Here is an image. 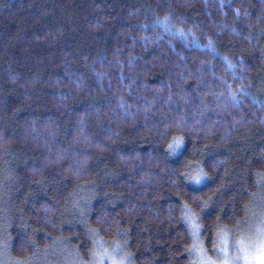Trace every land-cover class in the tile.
<instances>
[{"label": "trees", "instance_id": "16d2710c", "mask_svg": "<svg viewBox=\"0 0 264 264\" xmlns=\"http://www.w3.org/2000/svg\"><path fill=\"white\" fill-rule=\"evenodd\" d=\"M259 217L264 0H0V264H194Z\"/></svg>", "mask_w": 264, "mask_h": 264}, {"label": "snow or ice", "instance_id": "6c2138e0", "mask_svg": "<svg viewBox=\"0 0 264 264\" xmlns=\"http://www.w3.org/2000/svg\"><path fill=\"white\" fill-rule=\"evenodd\" d=\"M180 146L179 141L175 147L169 145V148L173 151ZM196 182H199V177L195 178ZM191 220V218H190ZM193 236L197 235L199 228L198 224L192 223ZM220 245L218 247L219 253L222 254V258L218 260H205L203 257L204 249L197 242L189 249L190 252L195 251L201 256L199 261H195L194 264H237L240 259H243L244 264H264V220H261L260 225L257 227L255 239L249 238L247 241L244 239L238 240L234 246V252L229 255V243L227 231L221 230L220 233ZM214 247H216L214 245ZM113 264H123V261H113Z\"/></svg>", "mask_w": 264, "mask_h": 264}, {"label": "rangeland", "instance_id": "374dc122", "mask_svg": "<svg viewBox=\"0 0 264 264\" xmlns=\"http://www.w3.org/2000/svg\"><path fill=\"white\" fill-rule=\"evenodd\" d=\"M260 218V219H259ZM258 223L255 222V225L250 227L249 225H239V227L234 231H229L228 232V243H229V255H232L234 252V246L236 245V242L238 240L244 239L247 241L249 238L255 239V234L257 227L260 225L261 220H264V217H259ZM251 225V224H250ZM220 239L219 243L217 245V248L215 251L212 253V255L207 258L206 256L203 255L205 260H218L222 258V254L219 253L218 247L220 245ZM49 249V248H48ZM54 249L51 248V250L48 252L47 255H49V259L47 261L42 260V264H64L67 262V264L70 263V256H63V255H58V253L54 254ZM53 250V251H52ZM103 252V253H102ZM197 256V261L201 259L200 255ZM73 259V258H72ZM113 261H123V264H132L130 261H128L124 255L119 254L117 251H101V252H96L93 254L91 261H89L87 264H113ZM69 262V263H68ZM81 264V263H80ZM237 264H244L243 259H240Z\"/></svg>", "mask_w": 264, "mask_h": 264}]
</instances>
